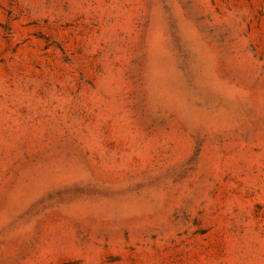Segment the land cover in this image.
<instances>
[{
	"label": "rangeland",
	"instance_id": "obj_1",
	"mask_svg": "<svg viewBox=\"0 0 264 264\" xmlns=\"http://www.w3.org/2000/svg\"><path fill=\"white\" fill-rule=\"evenodd\" d=\"M0 264H264V0H0Z\"/></svg>",
	"mask_w": 264,
	"mask_h": 264
}]
</instances>
